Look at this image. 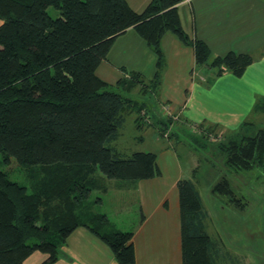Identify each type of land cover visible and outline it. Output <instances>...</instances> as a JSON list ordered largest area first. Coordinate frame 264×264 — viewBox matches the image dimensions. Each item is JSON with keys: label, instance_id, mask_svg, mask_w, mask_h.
I'll return each mask as SVG.
<instances>
[{"label": "trees", "instance_id": "trees-1", "mask_svg": "<svg viewBox=\"0 0 264 264\" xmlns=\"http://www.w3.org/2000/svg\"><path fill=\"white\" fill-rule=\"evenodd\" d=\"M181 1L151 0L137 11L128 0H0V153L3 162L39 166L38 178L34 172L25 177L28 186L0 168V264H25L35 252L47 254L41 264H53L79 226L104 241L118 263H136L134 231L113 227L107 214L94 210L102 197L93 204L90 196L96 189L108 191L105 176L138 181L162 171L155 152L123 157L109 144L131 107L138 113L137 126L143 124V103L126 94L138 88L143 73L133 71L118 80L115 85L124 91L118 92L98 75L99 66L115 39L130 28L156 57L153 92L167 64L162 40L169 32L192 46L196 66L212 69L215 77L226 72L241 77L254 62L248 52L213 56L205 40L185 30ZM153 116L165 135L173 120ZM225 144L230 168L264 165V128L237 133ZM178 190L183 264H216L209 211L196 183L181 178ZM212 192L240 202L227 176Z\"/></svg>", "mask_w": 264, "mask_h": 264}, {"label": "crops", "instance_id": "crops-1", "mask_svg": "<svg viewBox=\"0 0 264 264\" xmlns=\"http://www.w3.org/2000/svg\"><path fill=\"white\" fill-rule=\"evenodd\" d=\"M128 1L135 10L143 11L151 0ZM258 1L182 0L179 3V12L185 30L193 37L211 44L212 38L221 34V31L217 32L220 26L233 28L235 25L243 27L257 25L258 18L264 15V2ZM184 6L189 7L190 15L187 10H183ZM238 18L243 22L239 21L240 24H236ZM2 23L3 20L0 19V25ZM120 39L121 43L117 45ZM162 46L167 65L161 85L158 91L154 92L155 99L146 97L141 102L150 117L141 128L146 131L151 129L153 132L151 135L156 141L165 139L169 143L164 146L166 150L162 157L157 155L162 173L138 181L117 180L115 185L130 187L138 196L141 219L136 220L134 228L131 229L134 231L135 264H183L178 181L184 178L185 174L180 164L181 159L171 150L175 149L171 147L174 146L172 136L161 133L160 124L153 116L155 108L168 104L176 115L181 116L182 121L177 122L179 124L183 122L182 126L175 125L176 132L174 128L171 131L175 133L174 138H178L189 128L201 133L204 131V134L212 131L220 135L229 134L233 138L236 133L243 130L242 125L248 109L264 100V51L259 57L254 56V62L247 67L243 76L238 77L226 72L215 77L212 69L196 66L194 48L185 45L173 33L169 32L164 36ZM242 50L250 51V45ZM221 51L214 50V54L224 55ZM122 55H129L132 58L128 60L133 65L132 72L151 74L152 69L154 74L156 62L154 53L138 32L130 28L115 39L107 59L97 70L98 75L109 83L117 82L122 77H129L130 73L125 71L128 64L112 59V57L120 59ZM146 67L148 72L144 70ZM107 77L110 81L106 79ZM212 80L213 85L208 86ZM160 115L165 116L162 113ZM110 221L116 229L131 231L117 226L111 219ZM46 258L47 254L35 252L25 264H41ZM53 264L120 263L104 241L87 227L79 226L70 234L59 258Z\"/></svg>", "mask_w": 264, "mask_h": 264}, {"label": "rangeland", "instance_id": "rangeland-1", "mask_svg": "<svg viewBox=\"0 0 264 264\" xmlns=\"http://www.w3.org/2000/svg\"><path fill=\"white\" fill-rule=\"evenodd\" d=\"M258 2H264V0ZM183 10H187L190 15L188 6H184ZM49 12L54 18L59 16V11L54 7H50ZM238 16L236 15V17ZM238 19L236 24H240L239 21H242L240 18ZM219 31L221 34L214 36L211 44L209 43L212 46L213 56H216L214 50H222V54L231 50L242 52V49L248 44L251 49L248 53L255 57H259L264 51L262 49L264 48V15L258 18V24L255 26L235 25L233 28L232 26H220L217 32ZM120 43L121 39L117 45ZM261 44L263 45L261 46ZM112 59L126 62L128 68L125 71L132 73L133 65L128 62L132 58L129 55H122L120 59L112 57ZM147 68L144 70L148 72ZM150 70L151 74L144 73L142 75L143 83L141 82L134 92L126 93L128 96L139 102H142L146 97L147 99L150 97L155 99V93L148 91L149 88H155L153 81H151L153 71ZM106 79L110 81L109 77ZM110 83L114 84L110 86V89L124 92L122 86L115 85L116 82L111 81ZM212 85L213 80L208 86ZM168 106L171 109V105L163 104L155 108L154 112L163 114L159 111ZM131 108L132 110H128L125 114V122L120 127L118 137L109 143L110 146L115 147L123 157L130 156L134 151H153L161 158L162 153L166 150L164 146L169 145V143L165 139L156 141L151 135L153 133L151 129L146 131V129L138 127L136 123L138 113L133 107ZM245 115L244 124L242 123L243 130L239 131V134H255L260 128H264V100H260L255 107L248 109ZM141 117L143 123L150 120L146 109H143ZM163 117L173 120L172 128L170 126L165 133L168 136L173 133L171 132L173 128L176 132L175 125L181 127L183 124V122L181 124L177 122L182 121V118L173 111L172 114L166 113ZM230 136L229 134L220 135L213 131L204 134V131L201 133L189 128L186 132L181 133L178 138L172 136L174 146L171 147L175 149L171 150L181 159L180 164L185 178H192L196 183L205 208L209 211L207 225L209 233L216 242V264H264V165H257L252 170L236 171L230 168L226 161L225 144L231 138ZM2 160L3 157L0 153V168L9 172L12 180H17L28 186L30 182L25 177L33 172L34 177H39L38 165L25 166L20 165L15 160L12 163H6ZM223 176L230 179L240 202H229L228 197L212 192V187ZM104 178L108 185V191L103 192L96 189L92 191L90 196L91 203L97 197H102V201L93 203L94 210L107 213L117 226L133 229L136 220L141 219L137 193L133 192L130 187H116L117 179L106 176Z\"/></svg>", "mask_w": 264, "mask_h": 264}, {"label": "built area", "instance_id": "built-area-1", "mask_svg": "<svg viewBox=\"0 0 264 264\" xmlns=\"http://www.w3.org/2000/svg\"><path fill=\"white\" fill-rule=\"evenodd\" d=\"M162 112H163V114H166V113H171L172 114V111H171V109H170V106H168V107H166V108H163L162 109ZM167 135V134H166Z\"/></svg>", "mask_w": 264, "mask_h": 264}]
</instances>
